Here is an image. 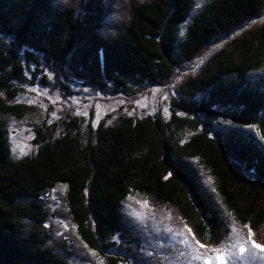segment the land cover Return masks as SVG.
I'll use <instances>...</instances> for the list:
<instances>
[{
	"label": "trees",
	"instance_id": "16d2710c",
	"mask_svg": "<svg viewBox=\"0 0 264 264\" xmlns=\"http://www.w3.org/2000/svg\"><path fill=\"white\" fill-rule=\"evenodd\" d=\"M112 5L123 23L106 37L100 30ZM193 7L194 0H0V32L13 49L43 55L75 79L100 88L111 84L115 91L168 81L184 62L228 36L179 84L180 99L172 105L181 117H122L86 136L68 130L20 160L11 157L0 123V264H69L37 232H22V218L44 221L34 199L57 184L66 186L79 237L99 252L112 235L130 237L122 204L131 192L170 208L201 244H219L228 228L188 159L213 175L236 223L264 245V0H210L189 21ZM6 45L0 42V60L7 65ZM13 69L18 72L0 75V92L11 98L10 82L21 65ZM0 111L21 116L26 108L0 102ZM228 121L254 126L258 141L237 128L222 129ZM197 127L186 140L180 136ZM21 198L33 200L24 205Z\"/></svg>",
	"mask_w": 264,
	"mask_h": 264
},
{
	"label": "rangeland",
	"instance_id": "374dc122",
	"mask_svg": "<svg viewBox=\"0 0 264 264\" xmlns=\"http://www.w3.org/2000/svg\"><path fill=\"white\" fill-rule=\"evenodd\" d=\"M54 1L59 3L64 0ZM209 1L194 0L189 21ZM120 16L116 5L110 6L100 33L106 37L116 35L123 23ZM261 18H264V15ZM189 21L180 27V40L185 35ZM227 38L228 36H225L215 40L194 59L184 62L168 81L160 84L135 83L129 85L126 90L115 91L111 84L100 88L75 79L67 69L52 64L43 55L33 54L31 57L21 49H13L8 44L7 37L0 32V42L7 44L11 51L5 54L9 60L7 65L0 60V75L7 77L17 73L13 65H21L20 76L10 82L13 84L11 87L15 88V96L11 98L0 92V102L26 108L21 116L0 111V123L6 130L11 157L14 160L32 157L48 142H45L46 139L57 140L68 130L73 133L78 130L86 136L89 129L94 130L99 124L115 125L122 117L145 118L158 114L168 121L173 112L181 117V111L172 105L173 99H180L179 84L195 72L208 55ZM252 78L257 79V76ZM72 121H75L77 128L71 124ZM220 127L237 128L257 141L259 138L254 126H236L228 121L223 122ZM197 131L198 127L194 130L186 129L180 136L186 140ZM186 164L196 177L200 190L218 210L228 228L227 234L219 244L205 246L200 251L212 253L215 249L225 247L226 242L238 244L241 239L248 240L249 230L238 225L225 207L217 192L213 175L198 159H188ZM32 200L21 198L19 202L27 205ZM34 200L41 204L45 212L44 221L38 224L22 218L23 234L37 232L43 238L44 245L69 264H111L109 258L120 259L115 264H202V261L190 258L183 243L184 239H188L196 245L197 240L191 230L170 208L154 203L144 194L131 192L122 204L123 222L131 234L130 237L112 235L103 240L105 247L100 248V252L89 248L79 237L77 225L71 217L66 201L64 184L46 189ZM180 233L184 235L181 236ZM252 252L264 257V253H259L258 250L253 249ZM227 255L234 257L231 264H237L235 257L239 255L238 249L228 248ZM211 261H215L214 255ZM216 264L220 262L216 261ZM239 264H264V259L245 255Z\"/></svg>",
	"mask_w": 264,
	"mask_h": 264
},
{
	"label": "snow or ice",
	"instance_id": "6c2138e0",
	"mask_svg": "<svg viewBox=\"0 0 264 264\" xmlns=\"http://www.w3.org/2000/svg\"><path fill=\"white\" fill-rule=\"evenodd\" d=\"M233 231L236 230L233 229ZM236 234L239 236L238 232ZM180 235L183 236L184 233H180ZM252 235V230L249 229L248 240L241 239L238 244L226 242L225 247L215 249L212 253L201 252L200 249H204L205 245L200 244L198 241L196 242L198 246L193 245L188 239H184L183 243L188 249L190 258L194 261H202V264H210L213 255L215 256V261H211V264H216V261H219L220 264H231L234 257L227 255V250L228 248L238 249L239 255L235 257V259L237 264H239V261L242 260L245 255L254 256L256 259H264V257L258 256L256 253L252 252V250L255 249L258 250L259 253H264V245L251 239Z\"/></svg>",
	"mask_w": 264,
	"mask_h": 264
}]
</instances>
